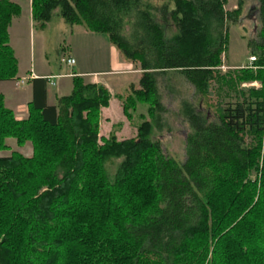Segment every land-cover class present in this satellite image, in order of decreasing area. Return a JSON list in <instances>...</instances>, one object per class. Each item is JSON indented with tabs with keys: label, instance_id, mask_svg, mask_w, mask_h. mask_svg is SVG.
Segmentation results:
<instances>
[{
	"label": "trees",
	"instance_id": "16d2710c",
	"mask_svg": "<svg viewBox=\"0 0 264 264\" xmlns=\"http://www.w3.org/2000/svg\"><path fill=\"white\" fill-rule=\"evenodd\" d=\"M257 2L255 69L222 73L240 12L226 11L228 0H31L34 27L44 30L59 10L66 24L107 35L125 62L139 64L137 87L119 98L129 120L149 105L153 122L143 121L134 139H100L111 95L77 76L55 106L49 81L34 80L24 120L0 95V153L9 139L33 147L31 157H0V264H264V0ZM21 13L14 0H0V82L18 75L9 28ZM172 74L202 100L217 99L214 120L181 102L190 129L184 163L151 140L166 112L159 78ZM116 160L110 179L106 166Z\"/></svg>",
	"mask_w": 264,
	"mask_h": 264
},
{
	"label": "rangeland",
	"instance_id": "374dc122",
	"mask_svg": "<svg viewBox=\"0 0 264 264\" xmlns=\"http://www.w3.org/2000/svg\"><path fill=\"white\" fill-rule=\"evenodd\" d=\"M14 1L22 8L19 22L12 26L11 39L9 34V45L18 60V75L19 72L26 73L32 67L43 72H50L56 77L51 80L54 83V87L50 88L51 96H61L59 85H63L65 81L57 76L63 75H79L84 78L86 83L97 82L107 88L111 99L108 107L101 110L100 139L107 140L111 136H114L118 141L134 139L137 136V127L143 121L153 122V118L149 117L147 112L150 109L149 105L138 106L137 112L133 114L131 120L124 116L123 103L119 97L126 95V91L131 85L137 87L140 80V66L139 64H129L124 60L122 62V57L110 44L107 35L94 34L86 31L83 27L66 24L61 18L59 10L53 13L52 20L47 24V27L40 30L31 24L29 3L25 0ZM238 1L228 0L225 7L228 12H234L237 9H240V12L238 22L229 26V44L223 57V65L220 68L222 73L254 68L258 55L252 54V51L262 43L259 37L261 28L257 0H247L242 8H239ZM130 29V26L127 27L126 35L130 34ZM252 44L254 48L251 47ZM253 57L256 59L255 62L250 61ZM68 59H73L75 65H67L65 61ZM17 81L16 78L15 83L11 84L12 88L10 87L15 94L28 87L26 84L17 90ZM258 86L257 83L244 84L242 88ZM159 94L166 112L160 115L163 126L161 129L153 130L151 140L161 145L165 156L184 163L186 160V139L190 129L181 116V102L186 100L196 106L201 105L203 112L208 113L210 119H213L217 99L209 97L202 100L194 88L178 74L159 78ZM5 107L8 108L6 104ZM140 115L142 118L139 117ZM6 144L8 148L0 153V157H9L13 152H18L24 157H31L33 154L31 143L20 148L16 140L9 139ZM120 162L116 160L107 164L106 171L110 179L115 177Z\"/></svg>",
	"mask_w": 264,
	"mask_h": 264
},
{
	"label": "crops",
	"instance_id": "0c3cea01",
	"mask_svg": "<svg viewBox=\"0 0 264 264\" xmlns=\"http://www.w3.org/2000/svg\"><path fill=\"white\" fill-rule=\"evenodd\" d=\"M19 1L21 2L24 0H19ZM25 1L27 3H29L30 17L32 19L31 1L30 0H25ZM20 18H21V16L18 18H15L12 21V24L9 28L10 39L12 36V34H11L12 26L16 22H19L18 20ZM31 24H33V21ZM10 47H11V45H10ZM17 62H18V60H17ZM122 62H124L123 59H122ZM31 75H34L35 77L27 83L28 87L25 89H21V90H20V88L19 89L16 88L17 90H20L18 92L16 91L17 92L16 94L13 93V91L11 90V88H12L11 84L15 83L14 82L15 80L8 81V82H0V95L3 97L6 106L14 112V115L18 120H24L28 116V105L32 102V99H33V82H34V80H36V79H49V78L55 79L56 78L50 72H43L40 69H37L36 67L35 68L32 67L30 70H28L24 74H21V72H19V75H17V80H19L21 77L22 78L30 77ZM80 75H82V74H80ZM57 77L62 78L65 82L63 85H59V87H60L59 89L61 91V96H59V95L51 96L50 95V88L54 87V86L48 84L47 103L49 106H55L57 104V98L67 97L71 94V92L73 90V78L75 77L74 75H63V76H57ZM77 77L83 78L82 76H79V75ZM92 83L98 84L97 82H92ZM55 87H57V86H55Z\"/></svg>",
	"mask_w": 264,
	"mask_h": 264
},
{
	"label": "built area",
	"instance_id": "2783aa9c",
	"mask_svg": "<svg viewBox=\"0 0 264 264\" xmlns=\"http://www.w3.org/2000/svg\"><path fill=\"white\" fill-rule=\"evenodd\" d=\"M255 60L256 59L254 57L250 59L251 62H255ZM65 63L69 66L75 65V61L73 59H68L67 61H65ZM34 77H35L34 75H31L30 77H25V78H22L21 80H18L16 83V87L21 88V87L25 86ZM47 80L49 81L50 85L54 86V83L51 82V80H53V78H49Z\"/></svg>",
	"mask_w": 264,
	"mask_h": 264
}]
</instances>
